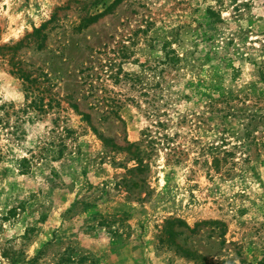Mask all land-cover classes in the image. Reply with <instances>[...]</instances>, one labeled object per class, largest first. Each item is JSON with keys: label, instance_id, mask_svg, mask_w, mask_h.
<instances>
[{"label": "rangeland", "instance_id": "rangeland-1", "mask_svg": "<svg viewBox=\"0 0 264 264\" xmlns=\"http://www.w3.org/2000/svg\"><path fill=\"white\" fill-rule=\"evenodd\" d=\"M0 264H264V0H0Z\"/></svg>", "mask_w": 264, "mask_h": 264}, {"label": "trees", "instance_id": "trees-1", "mask_svg": "<svg viewBox=\"0 0 264 264\" xmlns=\"http://www.w3.org/2000/svg\"><path fill=\"white\" fill-rule=\"evenodd\" d=\"M38 31H39V29H34V32H38ZM74 107H76V106H74ZM85 116H88V115H85ZM117 118L120 119L119 116H117ZM136 145H134V146H136ZM62 155H63V152L60 150L58 152V154L56 155V157H54V158H60V157H62Z\"/></svg>", "mask_w": 264, "mask_h": 264}]
</instances>
